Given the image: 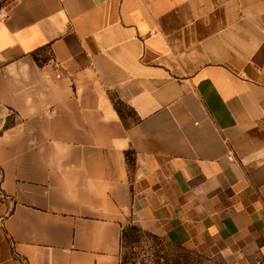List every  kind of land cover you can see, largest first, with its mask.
I'll return each instance as SVG.
<instances>
[{
  "label": "crops",
  "instance_id": "obj_1",
  "mask_svg": "<svg viewBox=\"0 0 264 264\" xmlns=\"http://www.w3.org/2000/svg\"><path fill=\"white\" fill-rule=\"evenodd\" d=\"M0 108V264H264V0H0Z\"/></svg>",
  "mask_w": 264,
  "mask_h": 264
},
{
  "label": "rangeland",
  "instance_id": "obj_2",
  "mask_svg": "<svg viewBox=\"0 0 264 264\" xmlns=\"http://www.w3.org/2000/svg\"><path fill=\"white\" fill-rule=\"evenodd\" d=\"M121 109L125 114H130L128 110L122 107ZM18 122L15 115L0 108V130ZM135 237L136 242L132 246L125 245L123 250V255L128 257L129 264H140L142 261L146 263L157 261L159 264H213L196 252L173 247L162 237L153 236L145 231L137 233Z\"/></svg>",
  "mask_w": 264,
  "mask_h": 264
},
{
  "label": "trees",
  "instance_id": "obj_3",
  "mask_svg": "<svg viewBox=\"0 0 264 264\" xmlns=\"http://www.w3.org/2000/svg\"><path fill=\"white\" fill-rule=\"evenodd\" d=\"M117 106H116V110L119 114V116L121 117V119L124 121L125 118H124V114H123V109H129L126 105H124L123 103H121L120 101H117ZM121 106V107H120ZM130 110V109H129ZM128 110V111H129ZM132 112V111H131ZM133 113V112H132ZM127 124L125 123V126ZM142 230L137 228L136 226L134 225H129L127 228H123L122 232H121V254H120V264H129V259L128 257H126L125 255H123V250L124 248L126 247L125 245H130L132 246L133 243L136 242V237L135 235L139 232H141ZM150 234V233H149ZM153 235V234H151ZM155 236V235H153ZM159 264L157 261L156 262H149V263H146L145 261H142L140 264Z\"/></svg>",
  "mask_w": 264,
  "mask_h": 264
},
{
  "label": "built area",
  "instance_id": "obj_4",
  "mask_svg": "<svg viewBox=\"0 0 264 264\" xmlns=\"http://www.w3.org/2000/svg\"><path fill=\"white\" fill-rule=\"evenodd\" d=\"M228 158H229V160H232V156H229Z\"/></svg>",
  "mask_w": 264,
  "mask_h": 264
}]
</instances>
